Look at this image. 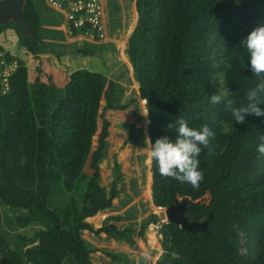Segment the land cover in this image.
I'll return each mask as SVG.
<instances>
[{
    "label": "trees",
    "instance_id": "obj_1",
    "mask_svg": "<svg viewBox=\"0 0 264 264\" xmlns=\"http://www.w3.org/2000/svg\"><path fill=\"white\" fill-rule=\"evenodd\" d=\"M136 7L137 26L126 53L146 101L150 144L165 135L175 139V127L168 126L178 117L215 133L199 155L203 179L198 187L161 175L152 159L156 207L190 197L200 200L189 213L192 220L214 215L208 232L197 237L163 224L164 253L157 264H264V154L257 151L264 142V117L248 114L245 123L233 122L223 102L209 100L217 94L214 84L220 75L238 104L246 102L250 88L264 83L259 79L264 73L252 72L240 47L251 31L264 26V0H136ZM24 9L28 28L0 24V35L14 27L28 54L51 52L40 37L35 1L25 0ZM124 93L118 82L89 70L73 72L64 86L40 78L31 83L25 65L13 76L10 94L0 97V205L25 211L37 229L33 237L20 238L7 264H95L96 249L84 239L86 232L134 244L133 226L120 229L107 221L94 229L88 222L113 209L120 195L121 164L115 159L110 190L102 185L101 164L112 125L107 115L130 107ZM87 165L92 176L71 228L54 207L52 194L72 193ZM159 222V215L150 214L139 235Z\"/></svg>",
    "mask_w": 264,
    "mask_h": 264
},
{
    "label": "rangeland",
    "instance_id": "obj_2",
    "mask_svg": "<svg viewBox=\"0 0 264 264\" xmlns=\"http://www.w3.org/2000/svg\"><path fill=\"white\" fill-rule=\"evenodd\" d=\"M129 2L132 4L133 0H129ZM128 17L130 20L131 14ZM1 35L0 41L3 45L14 51L23 65H28L32 83L36 81L37 77H40L45 82L64 86L69 80V72L74 71L78 66L77 59L69 54H62L58 58L52 55L43 61L38 57L26 54L24 48L21 47L20 35L14 27L5 30ZM110 61L108 59L107 66L111 65ZM82 65L85 66V64ZM108 80H115L113 74L108 76ZM220 80L225 79L221 75L218 77L214 84L216 92L219 90L218 81ZM121 85L125 89L123 101L130 103V107L127 110L107 115L112 125L107 155L101 164L102 185L108 190H110L114 179L115 159L121 164L123 180L119 184L120 195L114 200L113 209L99 213L88 222L94 229L101 228L107 221L120 229L133 226L135 228V233L132 235L134 244L130 245L124 241L115 240L105 233L98 236L86 232L84 239L91 244L92 248L101 250L103 255L95 251L93 259L97 261L99 257L102 258L104 261L102 264H157L158 259L164 253L159 230L167 221L164 214L165 208L160 210V207H156L152 198L153 175L152 158L149 155L148 127L150 121L148 110L145 100L137 93L135 84ZM104 104L105 102H102V105ZM96 145L97 136L94 138V146ZM91 176L92 171L87 165L72 193L56 191L52 194L54 207L58 210L63 221L71 228L76 224L85 196L86 185ZM206 199L209 200V196ZM150 214L159 215L160 222L150 225L144 236L139 235L142 221ZM119 217L122 219H116ZM244 242L245 237L242 235V243ZM245 252L246 248L241 246V253Z\"/></svg>",
    "mask_w": 264,
    "mask_h": 264
},
{
    "label": "crops",
    "instance_id": "obj_3",
    "mask_svg": "<svg viewBox=\"0 0 264 264\" xmlns=\"http://www.w3.org/2000/svg\"><path fill=\"white\" fill-rule=\"evenodd\" d=\"M34 1L39 14H41L40 37L47 45L46 48L48 51L51 52L40 56H34L28 54L24 49L26 54L32 57H38L41 61L50 58L52 55L58 58L56 54L73 55L72 57L76 58L79 63L74 71L69 72L70 75L78 70H89L101 73L107 78L109 75L113 74L115 77L114 81L118 83L124 85L135 84V86H137L136 91L140 94V85L135 80L134 68L126 53L127 45L138 21L136 0H133L132 4L129 0H104L105 23L108 31V38L106 41L100 43L91 42L84 38H70L66 33V19L64 15L53 10L46 0ZM129 14L132 16L130 20L128 17ZM8 23L17 24L15 21H9ZM0 45L3 51L9 50L3 45L2 41H0ZM84 49H89L95 53L93 55L83 56L76 52ZM9 51L17 56L14 51ZM17 58L20 61L18 56ZM108 59L111 60V65L107 66ZM82 64H85V66ZM26 67H28V65H26ZM38 78L40 77L36 79ZM41 81H43L42 78ZM91 219L92 218H90V220ZM36 229L37 226L31 223L25 211L10 210L0 205V258L7 264L10 260V251L16 249L20 242V238L23 236L33 237ZM31 246L32 245H28L27 247ZM96 251V253L103 255L101 250L96 249ZM103 262V259L100 257L99 260L94 261L95 264H102Z\"/></svg>",
    "mask_w": 264,
    "mask_h": 264
},
{
    "label": "clouds",
    "instance_id": "obj_4",
    "mask_svg": "<svg viewBox=\"0 0 264 264\" xmlns=\"http://www.w3.org/2000/svg\"><path fill=\"white\" fill-rule=\"evenodd\" d=\"M240 47L246 50V59L250 63L251 70L259 77L260 73H264V26L251 31L241 41ZM259 79L264 80V77ZM218 83L219 90L217 94L209 96L210 103L223 102L230 111L233 122L245 123V117L248 114L264 117V109L258 106L264 104V98H262L264 83H258L250 88L246 93V102L239 104L229 97L231 91L227 87V81L220 80ZM172 127L176 129L175 139L169 135L157 138L150 144L149 155L156 162L161 175L198 187L203 179L199 155L203 147L208 146L209 138L215 133L207 125L189 126L182 117H178L175 124L171 122L168 128ZM261 140L264 141V137H261ZM257 151L264 154V142L258 144Z\"/></svg>",
    "mask_w": 264,
    "mask_h": 264
},
{
    "label": "built area",
    "instance_id": "obj_5",
    "mask_svg": "<svg viewBox=\"0 0 264 264\" xmlns=\"http://www.w3.org/2000/svg\"><path fill=\"white\" fill-rule=\"evenodd\" d=\"M46 1L53 10L64 15L66 33L70 38H84L95 43L107 40L104 0ZM22 66L17 56L9 50L0 51V97L10 94L12 78ZM0 264L6 263L0 258Z\"/></svg>",
    "mask_w": 264,
    "mask_h": 264
},
{
    "label": "water",
    "instance_id": "obj_6",
    "mask_svg": "<svg viewBox=\"0 0 264 264\" xmlns=\"http://www.w3.org/2000/svg\"><path fill=\"white\" fill-rule=\"evenodd\" d=\"M24 7L25 0H0V24L15 21L26 30L28 25L23 22V16L26 14ZM199 202L200 200L193 201L190 197H179L174 204L164 209L167 223L177 225L194 237H197L199 233L208 232L213 213H210L209 217L203 221L192 220L189 216L190 211Z\"/></svg>",
    "mask_w": 264,
    "mask_h": 264
}]
</instances>
